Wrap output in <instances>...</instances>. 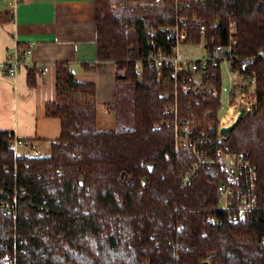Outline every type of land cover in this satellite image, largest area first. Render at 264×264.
Instances as JSON below:
<instances>
[{"label":"trees","instance_id":"16d2710c","mask_svg":"<svg viewBox=\"0 0 264 264\" xmlns=\"http://www.w3.org/2000/svg\"><path fill=\"white\" fill-rule=\"evenodd\" d=\"M176 1L184 6L179 15L205 19L189 24L186 42L205 33L209 46L226 44L234 19L230 68L247 78L256 73V102L224 139L257 168L261 208L246 220L233 222L218 208L219 167L182 183L193 155L175 148L165 96L169 69L158 78L144 60L151 45L142 18L148 11L164 45L159 28L175 22ZM96 23L98 60L117 67L116 127L98 126L95 83L57 64L56 98L46 104V114L61 121L52 151L16 156L9 131H0V264H264V0H163L145 7L96 0ZM220 66L184 75L195 83L200 74L220 90ZM34 75L30 70L31 84ZM179 102L184 115L194 112L199 129L218 135L220 92L193 87L180 92Z\"/></svg>","mask_w":264,"mask_h":264},{"label":"crops","instance_id":"0c3cea01","mask_svg":"<svg viewBox=\"0 0 264 264\" xmlns=\"http://www.w3.org/2000/svg\"><path fill=\"white\" fill-rule=\"evenodd\" d=\"M0 14V131L14 132L43 148L60 136V118L46 114V104L56 98L59 63L68 65L77 80L95 83L98 126L116 127L111 106L117 67L115 61L97 57L96 0H20L15 6L0 0ZM28 46L19 73L3 74L10 49ZM89 62L95 63L92 70L84 67ZM41 64L50 67L43 75L30 69ZM30 70L34 84L28 81Z\"/></svg>","mask_w":264,"mask_h":264},{"label":"built area","instance_id":"2783aa9c","mask_svg":"<svg viewBox=\"0 0 264 264\" xmlns=\"http://www.w3.org/2000/svg\"><path fill=\"white\" fill-rule=\"evenodd\" d=\"M15 6L20 0H11ZM128 5L142 4L144 7L148 4H160L163 0H124ZM184 6L175 3L176 20L161 26L159 29L165 32L167 42L159 45L155 39L157 35V23L149 19V12L144 11L142 18L148 19V29L150 37L148 39L151 50L144 58L150 65L156 67L158 78L164 74L165 68L169 69V78L171 89L165 96L169 100L167 110L173 114L171 125L174 130V145L177 150L186 149L191 152L193 158L187 165L182 176V183H190L202 168L219 167L223 171V178L217 186V193L221 203L218 208L222 209L227 218L233 222L246 220L251 216L254 210L261 208L260 198L257 193V168L243 152L233 150L224 139L227 136L220 133V128L229 125L236 118L241 106H246V112L252 110L255 102L256 73L252 72L249 77L239 74L231 78L232 87L229 91V106L224 116H219L218 135L213 136L205 130L199 129V123L195 119L194 112L190 115H184L180 106V92H187L194 88L213 89L219 93L220 90L210 86L200 78L210 65L222 64L228 61L229 65L234 57V45L236 44L235 34L237 24L231 19L228 24V43H216L209 46L208 39L203 33L199 43L186 42L189 35V24L205 23V19H199L196 15H179V10ZM14 21V17L11 19ZM219 23V20L216 21ZM199 45L200 54L194 55L186 46ZM31 46L24 49L17 47L10 49L6 62L3 65L2 73L10 76H16L19 73L22 61L30 52ZM49 65L41 64L38 67H32L38 74L43 75L49 70ZM187 71H198L200 74L196 77V82L187 80ZM137 72L142 73V67L138 65ZM239 78L241 81H237ZM249 84V85H247ZM238 87V89L234 88ZM234 93V94H232ZM10 146L16 156L42 155L38 147L31 141L16 135L14 132H8ZM8 171V167H5ZM16 174V173H15Z\"/></svg>","mask_w":264,"mask_h":264},{"label":"rangeland","instance_id":"374dc122","mask_svg":"<svg viewBox=\"0 0 264 264\" xmlns=\"http://www.w3.org/2000/svg\"><path fill=\"white\" fill-rule=\"evenodd\" d=\"M200 42V41H199ZM199 42H194V43H199ZM199 45H190L189 47L186 46V49L190 51L194 55H199L200 50ZM221 77H222V82H221V87H220V100H221V106L217 111L218 116H224L227 112L228 106H229V91L232 87L231 84V78L233 76H237L238 74L236 72H233L230 68V65L228 61H225L221 64ZM237 81H241L239 78H237ZM234 88L238 89V87L234 86ZM124 123H126V118H123ZM38 147V146H37ZM39 151L49 153L52 151V143L49 144V146H45L44 148L39 146L38 147ZM1 200V198H0Z\"/></svg>","mask_w":264,"mask_h":264},{"label":"water","instance_id":"95a60500","mask_svg":"<svg viewBox=\"0 0 264 264\" xmlns=\"http://www.w3.org/2000/svg\"><path fill=\"white\" fill-rule=\"evenodd\" d=\"M123 72L120 73V76H123ZM204 93V92H201ZM114 105V104H113ZM246 106H241L239 108V113L237 114L236 118L231 122L229 125L222 126L220 128V133H222L225 136H228L230 131L239 123V121L246 115Z\"/></svg>","mask_w":264,"mask_h":264}]
</instances>
